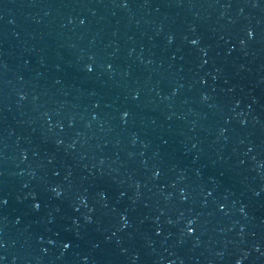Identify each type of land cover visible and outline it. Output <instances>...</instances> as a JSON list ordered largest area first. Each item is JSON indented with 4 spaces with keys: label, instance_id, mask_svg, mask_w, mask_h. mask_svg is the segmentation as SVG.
Here are the masks:
<instances>
[{
    "label": "water",
    "instance_id": "95a60500",
    "mask_svg": "<svg viewBox=\"0 0 264 264\" xmlns=\"http://www.w3.org/2000/svg\"><path fill=\"white\" fill-rule=\"evenodd\" d=\"M0 264H264V0H0Z\"/></svg>",
    "mask_w": 264,
    "mask_h": 264
}]
</instances>
